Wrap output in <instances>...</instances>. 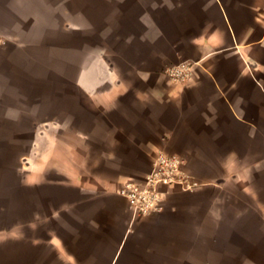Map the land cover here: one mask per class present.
Returning a JSON list of instances; mask_svg holds the SVG:
<instances>
[{"label": "crops", "instance_id": "obj_1", "mask_svg": "<svg viewBox=\"0 0 264 264\" xmlns=\"http://www.w3.org/2000/svg\"><path fill=\"white\" fill-rule=\"evenodd\" d=\"M181 3L171 24L180 76L162 96L156 79L133 78L145 90L133 92L136 110L151 116V103L163 104L159 135L40 128L36 264H264V0ZM100 69L76 80L87 96L105 84L102 99L129 91ZM163 148L202 182L169 186L160 210L134 213L118 190L141 182L147 172L134 165H151Z\"/></svg>", "mask_w": 264, "mask_h": 264}, {"label": "rangeland", "instance_id": "obj_2", "mask_svg": "<svg viewBox=\"0 0 264 264\" xmlns=\"http://www.w3.org/2000/svg\"><path fill=\"white\" fill-rule=\"evenodd\" d=\"M183 1L0 0V264H36L44 124L95 126L110 136L125 127L137 139L160 134L153 127L163 104L151 103V116L136 110L133 92L145 90L133 78L156 79L153 91L162 96L165 80L180 76L186 61L172 44L179 35L171 24ZM102 64L114 81L124 77L128 92L113 89L102 99L105 84L86 95L78 76L91 69L100 75ZM134 166L151 169L147 162Z\"/></svg>", "mask_w": 264, "mask_h": 264}, {"label": "built area", "instance_id": "obj_3", "mask_svg": "<svg viewBox=\"0 0 264 264\" xmlns=\"http://www.w3.org/2000/svg\"><path fill=\"white\" fill-rule=\"evenodd\" d=\"M197 185L196 180L184 169L181 158L158 152L143 180L125 183L118 192L125 197L134 213L148 214L161 209L169 186L190 191Z\"/></svg>", "mask_w": 264, "mask_h": 264}]
</instances>
